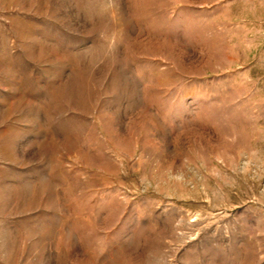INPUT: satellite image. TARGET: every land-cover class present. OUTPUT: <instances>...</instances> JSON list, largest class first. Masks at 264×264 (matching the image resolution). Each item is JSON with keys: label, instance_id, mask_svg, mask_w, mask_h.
I'll return each instance as SVG.
<instances>
[{"label": "rangeland", "instance_id": "rangeland-1", "mask_svg": "<svg viewBox=\"0 0 264 264\" xmlns=\"http://www.w3.org/2000/svg\"><path fill=\"white\" fill-rule=\"evenodd\" d=\"M0 264H264V0H0Z\"/></svg>", "mask_w": 264, "mask_h": 264}]
</instances>
